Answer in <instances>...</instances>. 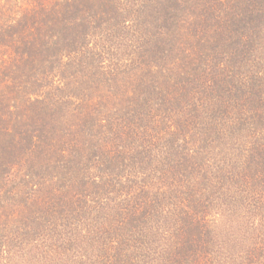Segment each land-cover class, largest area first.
Wrapping results in <instances>:
<instances>
[{"label": "trees", "instance_id": "obj_1", "mask_svg": "<svg viewBox=\"0 0 264 264\" xmlns=\"http://www.w3.org/2000/svg\"><path fill=\"white\" fill-rule=\"evenodd\" d=\"M210 1L157 0L107 72L119 0H0V264H264V74H222L264 0L197 26Z\"/></svg>", "mask_w": 264, "mask_h": 264}, {"label": "rangeland", "instance_id": "obj_2", "mask_svg": "<svg viewBox=\"0 0 264 264\" xmlns=\"http://www.w3.org/2000/svg\"><path fill=\"white\" fill-rule=\"evenodd\" d=\"M214 0H211L210 3L212 4ZM157 3V0H122L117 3V7L120 10L121 13V20H118L117 23L112 24L109 26L105 25L104 30L106 33V36H104L105 41L103 44L108 47V49H100L97 51V54L101 57V60L105 66H107V72L114 66L113 64L116 63L117 57L121 56L122 58L126 59L124 64H130V61H135L137 58V50H141V44L144 43L146 39L150 37V35L154 34L156 30L160 27V24L153 19L152 12L156 11L155 4ZM258 5L259 3L251 0H220L219 3L213 4V6L210 7V9L206 8L204 11H201L200 17L201 19H196L197 26H201L205 22L208 24H217L215 23L214 19H218L219 17H226L229 15H232L233 13H242L246 8V6H249L250 8H254V6ZM264 8V7H263ZM255 8L254 10H256ZM174 12H177V9H174ZM166 14V12H165ZM221 17V18H222ZM203 22H202V21ZM126 22V26H120V23ZM220 27V26H219ZM257 35V33L253 34ZM259 36L264 39V25L259 31ZM140 43V44H139ZM260 44V50H256L253 52L249 60V63L247 64L246 59H236V61H233L232 63L228 64L226 70L222 74H230L231 71L234 69H237L238 74H264V48L261 47L262 43ZM255 48V47H254ZM237 51L243 50L242 47L236 48ZM254 58V59H252ZM243 59V60H242ZM88 62H91V60H88ZM137 63H135V67H137ZM93 64H96L94 62ZM141 67V66H140ZM142 74L143 70H140ZM209 72H206L205 76L202 77H208ZM99 89H106L99 88ZM215 161L218 159H221L220 157H215ZM226 159V158H225ZM223 160L225 165L227 164L226 160ZM214 164H217L214 162ZM213 166L215 167V165ZM218 165V164H217ZM162 169L165 170V164H159L157 167V172L154 174V177L159 175V170L161 172ZM165 172V171H164ZM156 185H159L155 181ZM155 190V189H154ZM220 193H208V198L204 200L203 204L204 206L210 205L214 200L213 198L217 197ZM221 203L225 208L232 209L236 207L235 205L225 204L223 199H221ZM233 210L240 211L241 208L237 206ZM154 241V247L149 246L148 251L152 252L154 248H157L154 250L155 252L150 253L149 256H146L144 253H141L142 257L146 256V258L153 259L155 256L157 259L159 258V253H162L166 249V246H168V239L165 237V241L162 239V237L156 236L153 239ZM243 245H246V243H243ZM248 244L243 250L247 249ZM239 259H244V256H240ZM7 263H11V260L6 259ZM220 262V261H219ZM222 262V260H221ZM227 264H232L231 261H227ZM248 264V263H247Z\"/></svg>", "mask_w": 264, "mask_h": 264}]
</instances>
